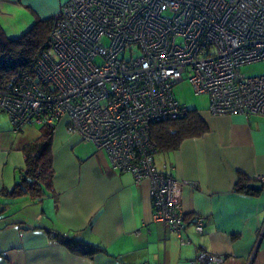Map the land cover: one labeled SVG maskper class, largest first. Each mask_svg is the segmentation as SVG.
Returning <instances> with one entry per match:
<instances>
[{
  "label": "built area",
  "instance_id": "built-area-1",
  "mask_svg": "<svg viewBox=\"0 0 264 264\" xmlns=\"http://www.w3.org/2000/svg\"><path fill=\"white\" fill-rule=\"evenodd\" d=\"M50 40L32 76L0 86L13 130L66 119L114 170L149 181L152 220L181 238L183 183L157 169L150 126L185 114L172 92L184 80L213 115L264 117V75L240 70L264 61V0H68ZM193 227L202 233L204 218Z\"/></svg>",
  "mask_w": 264,
  "mask_h": 264
},
{
  "label": "crops",
  "instance_id": "crops-1",
  "mask_svg": "<svg viewBox=\"0 0 264 264\" xmlns=\"http://www.w3.org/2000/svg\"><path fill=\"white\" fill-rule=\"evenodd\" d=\"M67 1L0 0V27L16 39L36 20L56 17ZM207 109L197 110L203 134L154 156L158 170L183 183L185 242L152 220L149 182L114 170L66 119L54 123L53 191L41 199L12 197L22 150L39 137L40 125L16 132L0 110V264H188L204 253L222 256V264H264V184L248 187L264 175V117ZM241 177L248 192L237 189ZM196 216L204 218L200 234ZM64 238L99 249L73 250Z\"/></svg>",
  "mask_w": 264,
  "mask_h": 264
},
{
  "label": "trees",
  "instance_id": "trees-1",
  "mask_svg": "<svg viewBox=\"0 0 264 264\" xmlns=\"http://www.w3.org/2000/svg\"><path fill=\"white\" fill-rule=\"evenodd\" d=\"M59 19L60 10L54 18L36 20L24 34L16 39L6 37L0 27V86L13 78L33 75L41 53L51 47L50 33ZM54 123L40 125L39 137L23 148L24 170L21 172L18 182L8 192L12 197L26 193L32 198L41 199L53 191L52 137ZM69 126L71 127L70 124ZM206 130V124L199 117L197 110L187 108V113L178 118H168L152 124L150 138L156 151L172 150L177 148L184 138L203 134ZM243 181L245 178L241 177V186L239 185L237 189L248 192L249 190L242 184ZM65 239H63L64 242L67 241ZM66 243L73 250L85 253L99 249L76 240Z\"/></svg>",
  "mask_w": 264,
  "mask_h": 264
},
{
  "label": "rangeland",
  "instance_id": "rangeland-1",
  "mask_svg": "<svg viewBox=\"0 0 264 264\" xmlns=\"http://www.w3.org/2000/svg\"><path fill=\"white\" fill-rule=\"evenodd\" d=\"M240 70L248 76L264 75V61L245 64ZM172 92L175 99L189 109L201 110L208 105V96L206 94H195L187 80L175 84Z\"/></svg>",
  "mask_w": 264,
  "mask_h": 264
},
{
  "label": "water",
  "instance_id": "water-1",
  "mask_svg": "<svg viewBox=\"0 0 264 264\" xmlns=\"http://www.w3.org/2000/svg\"><path fill=\"white\" fill-rule=\"evenodd\" d=\"M248 187L250 189H255V190H260L262 188V185L259 184V183H256V184H249Z\"/></svg>",
  "mask_w": 264,
  "mask_h": 264
},
{
  "label": "bare ground",
  "instance_id": "bare-ground-1",
  "mask_svg": "<svg viewBox=\"0 0 264 264\" xmlns=\"http://www.w3.org/2000/svg\"><path fill=\"white\" fill-rule=\"evenodd\" d=\"M185 113H187V110L185 111ZM102 150V149H101ZM161 171H164V170H161ZM165 173H167V174H169V175H171L170 173H168V172H166V171H164ZM172 176V175H171ZM173 177V176H172ZM174 178V177H173ZM175 179V178H174ZM175 180H177V179H175ZM142 181H144V180H142ZM142 181H140V182H142ZM146 181H148V180H146ZM177 181H179V180H177ZM149 182V181H148ZM180 182V181H179ZM136 183H139V182H136ZM182 183V182H181ZM149 186H150V183H149ZM151 207H152V205H151ZM153 211V210H152ZM186 229V228H185ZM181 240L184 242L185 240L183 239V237H181ZM146 264H148V263H146Z\"/></svg>",
  "mask_w": 264,
  "mask_h": 264
}]
</instances>
